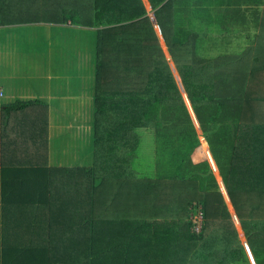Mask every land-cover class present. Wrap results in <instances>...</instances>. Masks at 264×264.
<instances>
[{
    "label": "trees",
    "instance_id": "obj_1",
    "mask_svg": "<svg viewBox=\"0 0 264 264\" xmlns=\"http://www.w3.org/2000/svg\"><path fill=\"white\" fill-rule=\"evenodd\" d=\"M147 2L150 11L143 0H51L47 12L0 15L5 26L48 14L86 29L92 48L71 28L53 59L85 68L91 133L68 149L86 163L59 149L67 132L51 136L48 102L0 105V264H252L241 233L264 264V10L250 8L264 0H196L203 11ZM52 92L67 95L59 79ZM182 95L241 233L209 162L191 159L199 139ZM61 103L52 100V127L67 124Z\"/></svg>",
    "mask_w": 264,
    "mask_h": 264
},
{
    "label": "crops",
    "instance_id": "obj_2",
    "mask_svg": "<svg viewBox=\"0 0 264 264\" xmlns=\"http://www.w3.org/2000/svg\"><path fill=\"white\" fill-rule=\"evenodd\" d=\"M40 1L41 2H39L38 0H0V15L6 11H28L37 13L47 12V10H51L53 6L52 4H49L51 3V0ZM143 1L147 11H150V7L147 0ZM189 1H192L193 3V10L203 11L208 8L207 2H205L203 5H199L196 0ZM185 4L186 2L182 1L181 3L175 6V10L178 14L183 15L185 13V8H187L185 7ZM233 7H235L234 10L236 11V6H232V8ZM250 8L252 9V11H261L264 10V5L258 8ZM216 12H219V10H216ZM45 15L46 14L39 17L40 19L41 17H45L46 20L42 23L38 22L40 21V19H36L32 21L34 22L33 24L32 22H30V24L21 25H0V88H2V90H5V92L4 90L3 92L5 95V100L8 102L7 104H11L17 100L29 101L36 99L45 100L46 102H48V105L50 104L49 116L51 129L53 131L52 133H57L58 135H60L61 133L72 131H80L83 133L87 131L88 133H91V128L89 126H86L90 119L89 114L85 115L84 123L78 122L76 119L71 120L65 117L64 119H66L67 124L65 123V121L60 122V124L57 123L60 126V128L58 129V127L56 126L57 124L55 122V125L52 127V118L55 115H53L51 111L53 108V98H55L56 100L58 99V102H62L60 105L65 111H67L69 108H75V106H71V104L73 103H87L86 98L88 96L85 93L87 86L85 89L84 81L78 78V76L81 75V72L85 68L82 67L78 71H75L74 69L71 70L68 67L71 62L68 63L66 68H59L63 67L60 65L56 69L53 68V59L54 54L56 53L55 50L61 45H63V41L70 34L68 30L71 28L76 30L74 31V36L76 37V40L80 39L78 45L82 48L83 46H85V38H83V35H85L84 31H86V29L74 27L71 26V24H56L54 23L53 18L50 15ZM205 26H207V24H205ZM59 27L62 28L61 31H58ZM55 43H61V45L55 48ZM223 50L226 49H222V51ZM163 52L165 51L163 50ZM23 56L25 58L34 59L38 63L44 64V67H42V69H40L39 71H36L42 81L38 84H34L32 82L35 81V79L31 77H34L35 75L33 71L29 69V62H25L24 68L26 69V71L22 72V76L24 77V79L21 82L25 89L22 93L23 97H21L18 96L17 93L8 90V88L11 86L12 81L15 83V80L13 79L19 77L17 73L20 72L16 70V67L20 65L19 61L22 59ZM167 60L171 66L173 64L171 59L169 60V58H167ZM57 79L60 80L63 87L66 89V96H61L57 94L53 97V95H51L53 94L52 85L54 82H57ZM6 95L8 96V98H6ZM88 99L90 104V113H92L90 97H88ZM67 127L72 128V130L67 131ZM80 137L84 138L85 136L83 137L81 135ZM216 171L218 172V168H216ZM218 180L219 183L223 182L221 177L218 178Z\"/></svg>",
    "mask_w": 264,
    "mask_h": 264
},
{
    "label": "rangeland",
    "instance_id": "obj_3",
    "mask_svg": "<svg viewBox=\"0 0 264 264\" xmlns=\"http://www.w3.org/2000/svg\"><path fill=\"white\" fill-rule=\"evenodd\" d=\"M26 12H28V11H26ZM48 14H46L45 16H47ZM24 19H26V18H30V16H24L23 17ZM36 18V17H35ZM149 18H150V20H151V22H152V26H153V28H154V31H155V33H156V35H157V38H158V41H159V43H160V47L162 48V50H164L165 52V56H167V58H170L169 57V53H168V51H167V47H166V44L164 43V41H163V38H162V36L160 35V31H159V28H158V26H157V23H156V21H155V19H154V17H153V15L152 14H149ZM37 19H40L39 18V16H38V18ZM46 19H45V17H41V19H40V21H38V22H44ZM34 22H32V24H33ZM24 24H27L26 22L24 23ZM19 25H21V24H19ZM85 26V25H84ZM30 29H32V28H30ZM83 39V38H82ZM89 39H92V38H89ZM84 40H87V38H85ZM80 41V39L79 40H76L75 42L76 43H78ZM85 43V45H86V47H85V53L86 54H88L89 56H92L91 54H92V48H91V44H89V43H87V41H85L84 42ZM29 62V64H30V70L31 71H33V73H34V77H31V78H33V79H35V81H33L32 83H34V84H38V83H40L41 81H42V79L41 78H39V75L37 74V72L36 71H39L40 69H42V67H44V64H41V63H38L36 60H34V59H31V58H25L24 56L22 57V59L19 61V66H17L16 67V70L18 71V72H20V73H17L18 75H19V77H17V78H14L13 80H15V83L12 81V83H11V86L8 88V90H10V91H12V92H14V93H17V95L18 96H21V97H23L22 96V93H23V91H24V89H25V87L23 86V84L21 83L22 82V80L24 79V77L22 76V72L23 71H26V69L24 68V64H25V62ZM57 65H56V63H55V61L53 60V68L54 69H56L57 67H56ZM173 66L171 65V69L173 70ZM176 71V70H175ZM2 72H3V70H2ZM37 79V80H36ZM1 84V83H0ZM179 88V87H178ZM1 90H2V88H0ZM4 90V89H3ZM2 90V91H3ZM182 90V89H181ZM4 92H5V90H4ZM3 92V93H4ZM21 92V93H20ZM181 92V91H180ZM183 93V92H182ZM6 98H8V96L6 95ZM86 101H87V103L86 102H83L82 104H76V103H73V104H71V106H75V108H73V109H68L67 111H65V110H57L56 111V114H60V113H62V112H64V114H63V118H68V119H71V120H73V119H76L78 122H82V123H84L85 122V115L86 114H89V117H91V114L92 113H90V104H89V99H88V97L86 98ZM8 102L5 100V95H4V98H2V99H0V105H4V104H7ZM189 106H188V104L186 105V110H187V113H188V115H189V118H190V121H191V124H192V126H193V128L195 129V131H196V134H197V137H198V139H199V142L194 146V150H193V153H192V155H191V159L193 160V162H196V160H195V157L198 155L199 156V158H201V156H202V150H203V153H204V156H205V158H207L208 160H210V158H211V160H212V155L210 154V149H208V147H207V144H206V142L208 143V146H209V142H210V138L208 137V138H205V140H206V142L205 141H202V139H204V138H202V133H201V130H200V126H199V124H198V122H196L197 120H195L196 119V117H195V115H194V112H193V110H192V108H191V110H192V113H193V116L195 117V119L193 118V116H192V114H190L189 113ZM57 127H58V129L60 128V126L57 124L56 125ZM56 127V128H57ZM66 130L67 131H71L72 130V128H70V127H67L66 128ZM85 133H88V132H86L85 131ZM85 133H83V132H80V131H72V132H67L66 134H65V142H62V144L60 145V147H59V149H61V148H63V150H64V152L65 153H68V154H76V160H78L77 162H79V163H81V164H84V163H86L87 161H86V159H83V158H81V157H79V155H77V151H75V149L74 150H70V149H68V145L70 144V137H80L81 135L84 137H86V134ZM51 136L52 137H54V138H58L59 137V135L57 134V133H51ZM4 138H5V140H6V142H8L7 141V137L6 136H4ZM87 141V140H86ZM200 142H201V147H200ZM85 148H88L87 146H85ZM84 148V149H85ZM81 151V150H80ZM57 152V149H54L53 150V156L55 155V153ZM215 171H216V168H215ZM216 178H217V182H218V184H219V186L221 185V186H223L222 187V189H223V191L225 190V185H224V182H220L219 183V180H218V178H220V173H219V170H218V172L216 171ZM222 179V178H221ZM223 181V180H222ZM232 214V213H231ZM198 219V221L196 222V227H197V229H199V225H200V218H199V216H196V220ZM239 230V229H238ZM239 232L241 233V231L239 230ZM240 239H241V241H242V243H244V244H246V242H245V237L242 235V233L240 234ZM231 264V263H230Z\"/></svg>",
    "mask_w": 264,
    "mask_h": 264
},
{
    "label": "water",
    "instance_id": "obj_4",
    "mask_svg": "<svg viewBox=\"0 0 264 264\" xmlns=\"http://www.w3.org/2000/svg\"><path fill=\"white\" fill-rule=\"evenodd\" d=\"M169 60H170V58H169ZM172 66H173V64H172ZM173 67H174V66H173ZM172 72H173V75H174V77H175V79H176V82H177V84H178V86H179V90L181 91V94H182V92H184V89H183V87H182V85H181V82H180L179 77H178V75H177V73H176V71H175V68H173ZM181 89H182V90H181ZM182 96H183V98H184L185 104L187 105V103H189L188 100H187V97H185L184 95H182ZM210 154H211V152H210ZM195 160H196V162H199V161L201 160V158H199V156L197 155V156L195 157ZM203 160H207V159H205V157H203ZM207 161H208V160H207ZM208 162L210 163L211 167L213 168V170H214V172H215V174H216L215 168H217V166H216V164H215V161L213 160V157H212V160H209ZM220 187H221L222 193H223L224 196H225V200H226V202H227V204H228V206H229V209H230V211H231V213H232V216H233L234 222H235L236 226L238 227V229H239L240 231H242V230H241L240 223H239V220H238V218H237V216H236V214H235V211H234V208H233V206H232L231 200H230V198H229V196H228V193H227V191H226V188H225V190L223 191L221 185H220ZM242 235L244 236V233H242ZM245 246H246L247 252H248V254H249V257H250V259H251V263H252V264H256L255 261H254L253 255H252V253H251V251H250L249 246L247 245V243L245 244Z\"/></svg>",
    "mask_w": 264,
    "mask_h": 264
},
{
    "label": "clouds",
    "instance_id": "obj_5",
    "mask_svg": "<svg viewBox=\"0 0 264 264\" xmlns=\"http://www.w3.org/2000/svg\"><path fill=\"white\" fill-rule=\"evenodd\" d=\"M203 157H205L204 155H202V157H201V160L199 161V162H193L194 164H198V163H201V162H205V161H207L208 159L207 158H205V159H207V160H203ZM209 161V160H208ZM207 161V162H208ZM210 164V163H209ZM216 175V174H215ZM222 191V190H221ZM236 214V213H235Z\"/></svg>",
    "mask_w": 264,
    "mask_h": 264
},
{
    "label": "built area",
    "instance_id": "obj_6",
    "mask_svg": "<svg viewBox=\"0 0 264 264\" xmlns=\"http://www.w3.org/2000/svg\"><path fill=\"white\" fill-rule=\"evenodd\" d=\"M4 98V93L3 91L0 89V99Z\"/></svg>",
    "mask_w": 264,
    "mask_h": 264
},
{
    "label": "bare ground",
    "instance_id": "obj_7",
    "mask_svg": "<svg viewBox=\"0 0 264 264\" xmlns=\"http://www.w3.org/2000/svg\"><path fill=\"white\" fill-rule=\"evenodd\" d=\"M203 141V140H202Z\"/></svg>",
    "mask_w": 264,
    "mask_h": 264
}]
</instances>
